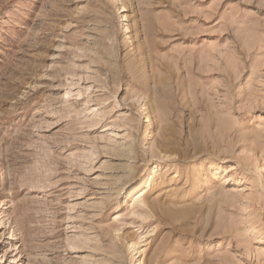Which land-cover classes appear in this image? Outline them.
<instances>
[{
	"label": "rangeland",
	"instance_id": "obj_1",
	"mask_svg": "<svg viewBox=\"0 0 264 264\" xmlns=\"http://www.w3.org/2000/svg\"><path fill=\"white\" fill-rule=\"evenodd\" d=\"M0 264H264V0H0Z\"/></svg>",
	"mask_w": 264,
	"mask_h": 264
}]
</instances>
